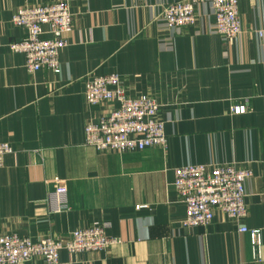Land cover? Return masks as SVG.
Here are the masks:
<instances>
[{"label": "crops", "instance_id": "0c3cea01", "mask_svg": "<svg viewBox=\"0 0 264 264\" xmlns=\"http://www.w3.org/2000/svg\"><path fill=\"white\" fill-rule=\"evenodd\" d=\"M55 1L0 0V142L12 149L0 167V234L36 241L108 222L106 234L118 242L62 249L60 264H264V0H238L241 31L228 44L213 30L212 0H202L195 24L178 32L159 15L179 0H62L72 28L60 71L30 74L23 54L9 49L24 35L11 17L23 5ZM108 74L119 76L128 96L155 98L164 147L83 145L84 126L117 106L88 105L85 81ZM236 104L246 112L233 114ZM230 162L251 174L241 223L260 230L256 254L249 234L219 212L206 225L180 223L174 169ZM55 190L68 207L52 213L47 196Z\"/></svg>", "mask_w": 264, "mask_h": 264}, {"label": "built area", "instance_id": "2783aa9c", "mask_svg": "<svg viewBox=\"0 0 264 264\" xmlns=\"http://www.w3.org/2000/svg\"><path fill=\"white\" fill-rule=\"evenodd\" d=\"M202 0H179L166 4L159 15L165 29L180 31L196 22V8ZM213 30L224 42L230 43L241 31L238 0H212ZM11 22L22 28L24 35L9 44L12 52L22 53L28 73L44 68L60 71L59 52L65 46L64 34L71 31L72 14L66 1L48 4L23 5L17 8ZM84 99L88 105L115 102L117 106L101 114L96 122L83 130V145L97 151L144 150L166 145L163 121L159 118L160 105L149 94L128 96L117 74L91 76L84 84ZM233 114L246 112L244 104L232 105ZM8 142H0V167L4 155L11 153ZM250 171L237 164H186L174 169L173 186L184 204L180 223L185 227L208 224L216 212L238 224L247 232L254 254L260 250L259 229H248L241 223L246 216L244 181ZM50 212L67 209L66 194L55 190L47 196ZM108 222H93L75 229L65 236L41 237L36 241L15 232L0 234V264H23L41 258L46 264H60L58 254L100 251L118 242L109 237Z\"/></svg>", "mask_w": 264, "mask_h": 264}]
</instances>
